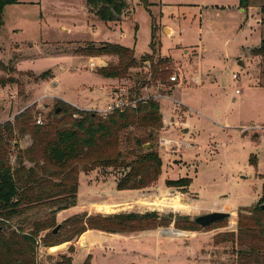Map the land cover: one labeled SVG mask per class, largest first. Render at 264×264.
<instances>
[{
  "label": "rangeland",
  "instance_id": "rangeland-1",
  "mask_svg": "<svg viewBox=\"0 0 264 264\" xmlns=\"http://www.w3.org/2000/svg\"><path fill=\"white\" fill-rule=\"evenodd\" d=\"M127 1L130 4L125 16L109 21L89 10L87 0H21L7 4L5 22L0 27L1 58L16 68L10 74L17 81L5 86L9 90H0V122L12 120L28 106L34 112L35 123L42 117L45 124L50 112L57 114L63 107L73 106L58 97L78 107H94L90 111H95L106 105L105 94L111 87L126 88L135 95L132 88L136 79L159 83L149 91L171 95L158 99L164 114L162 126H129L120 132V148L130 160L132 155L128 153L138 139L148 143L143 145L145 148L152 145L162 158V174L148 187L125 194L128 198H120L118 204H93L91 210L95 214L156 210L160 215L169 213L181 220H193L215 210L229 211L230 217L207 227L179 229L172 221L155 229L175 244L151 264H237L238 246L231 238L238 230L239 212L251 211L264 195V57L251 53L264 38V0H251L248 7L240 6V0ZM154 24L157 56L167 59L162 63L167 72L158 80L151 79L149 64L140 60L143 54L152 52ZM165 27L172 31L167 28V34ZM102 42L132 48L139 66L131 68L129 76L120 78L118 83L101 75V66L118 61L112 54L88 53L89 44L100 46ZM91 58L103 63L95 68L82 66ZM48 69L51 77H38ZM173 74H178L182 83L170 82ZM197 75L201 76L200 81L195 78ZM140 90L147 94L145 89ZM48 94L57 97L44 98ZM189 123L191 130L187 134L182 128ZM151 130L153 137L148 138ZM163 137L186 140L187 145L166 148L161 144ZM15 138L12 143L18 142L23 149L32 142L29 135ZM15 159L13 151L11 161ZM94 171L98 179H117L126 172L121 167H99L89 173ZM184 177L192 178L189 186L166 183ZM105 192L113 198L123 195H115L116 186L112 192ZM83 194L86 198L94 196H89L87 190ZM166 199L184 203L188 208L177 210L149 204ZM49 210L45 204L33 207L21 217L24 228L29 230L34 221L44 220ZM57 222L62 224L58 219ZM166 228L185 233L166 234ZM45 247L39 241L40 264H55L59 253L66 249L62 243L50 248L49 254Z\"/></svg>",
  "mask_w": 264,
  "mask_h": 264
},
{
  "label": "trees",
  "instance_id": "trees-1",
  "mask_svg": "<svg viewBox=\"0 0 264 264\" xmlns=\"http://www.w3.org/2000/svg\"><path fill=\"white\" fill-rule=\"evenodd\" d=\"M250 1L240 0V6L248 7ZM20 2L0 0V27L5 22V6ZM87 4L89 10L106 21L123 18L128 8L127 0H87ZM156 30L154 24L152 52L143 54L140 59L144 63L150 62L151 79L154 80L167 72L162 67L167 59L157 56ZM86 49L94 56L112 54L118 57L116 63L99 68L98 72L105 77L125 78L129 76L131 68L139 66L135 51L124 45L102 42L100 46L89 44ZM251 53L264 57V38L251 49ZM14 71L17 70L12 63L6 64L2 60L0 46V90L17 81L10 74ZM51 76L52 71L48 69L38 77L47 79ZM135 82L132 92L140 94L143 84L149 83V80L136 79ZM33 113L31 107H27L15 114L12 120L0 122V264H40L39 241L46 247H53L72 241L87 229L132 233L168 226L172 221L179 229L200 226L194 219L184 217L181 220L169 213L160 215L156 210L107 215L82 212L64 219L61 228L54 234L53 229L58 224L56 213L77 203L82 171L89 173L99 167L125 169L123 176L116 179L119 190L143 189L159 179L163 161L158 151L152 145L145 148V142L138 139L136 146L128 153L132 155L131 159L126 160L128 157L120 148V132L134 124L153 125L159 129L162 126V113L160 102L154 99L139 102L135 108L125 111L116 110L106 117L96 111L67 106L57 114L50 112L45 124H36ZM17 135H29L31 144L23 149L18 142L12 143ZM152 137L151 130L148 138ZM13 151H16L14 162L11 161ZM191 181V177H184L170 179L166 183L184 187L189 186ZM263 203L264 195L251 211L239 212L238 230L232 233L231 238L238 246L237 264H264ZM39 204L49 206L48 216L44 220L34 221L32 228L26 230L21 217ZM44 231L46 233L40 236ZM55 264H73V257L59 253ZM83 264H91L90 257Z\"/></svg>",
  "mask_w": 264,
  "mask_h": 264
},
{
  "label": "crops",
  "instance_id": "crops-1",
  "mask_svg": "<svg viewBox=\"0 0 264 264\" xmlns=\"http://www.w3.org/2000/svg\"><path fill=\"white\" fill-rule=\"evenodd\" d=\"M127 3L129 6L130 3L128 1ZM242 10L244 11L245 9L242 8ZM127 12H128V8L126 9V12L124 13L123 17ZM167 28L172 31V29L169 27H165V31ZM195 78L198 81L201 80V76L199 75H197ZM112 79L115 80L116 83L119 82L118 78H112ZM49 83L52 85L55 84L54 81H50ZM57 86H58V80H57ZM6 87L1 88V91L9 90L6 89ZM112 90L113 87H111L110 90L105 94L108 97L106 99V103L110 100ZM48 95L50 96L44 95L45 96L44 98L57 97L55 94L52 95L48 94ZM58 98L82 110L94 109V107L92 108L80 107V106L78 107L77 104H75L74 102H71L67 99H63L62 97H58ZM3 99L5 100L7 98L4 97ZM234 100H236V98H234ZM183 106H185V104ZM44 107L46 108L47 104H45ZM160 111L163 114L161 105H160ZM172 120H174V118H172ZM164 122L168 123V120L165 116H164ZM182 130L187 131V134H189L191 130V124L190 123L187 124L182 128ZM96 172L97 171H94L88 174L82 171L80 173L77 203L69 208L59 210L56 213V217L59 221H63L64 219L74 214L82 213V212H88V214H95V212L91 210L93 204L95 205L107 204L114 206L115 204L119 203L118 200H120V198L126 197L125 194H128L131 191L136 192L139 190V189L119 190L117 188V192L115 193V195L117 194L118 195L123 194V195L113 198L111 197V194H106L105 191L110 193V191L112 192V189H114L115 186L117 187L116 179H111V178L106 179L104 177H100L98 179V177H95ZM84 190H87L89 192V196H91L92 194H94V196L88 198L84 197L85 196L83 194ZM102 214L107 215L105 213ZM81 239L83 240L84 243L81 242ZM65 243L66 244L63 243V245H65L66 249L64 250V252H60V253H67L68 255L72 256L73 264H83L88 257H90L91 264H130V263L151 264L152 262L151 260H156V262H158L159 254L169 253L168 251H170L171 246L175 244L170 240L169 236H163L162 234L161 235L157 234L155 229L142 230L132 233H112L99 229H87L85 232H83L80 236L76 237L74 240ZM70 246H72V250H69ZM184 247L185 246H183V248L181 249H184ZM50 248L52 247L46 248L47 253L49 254L51 253Z\"/></svg>",
  "mask_w": 264,
  "mask_h": 264
},
{
  "label": "built area",
  "instance_id": "built-area-1",
  "mask_svg": "<svg viewBox=\"0 0 264 264\" xmlns=\"http://www.w3.org/2000/svg\"><path fill=\"white\" fill-rule=\"evenodd\" d=\"M148 61H146L147 63ZM103 63L102 60H98L97 58L93 59L91 58L87 64H82V66H88L90 68H95L97 66H100ZM149 64V62H148ZM234 78H237V73L233 74ZM170 82L180 84L182 83V80H180L178 74H173L170 76ZM159 83H144L142 86V89H145L147 91V94H136L132 95L129 90L126 88H120L116 87L111 92L110 100L106 103V105L102 109H96L95 111L98 112L102 117H106L112 112L119 110V111H125L126 109L135 108L139 102H145L149 99L158 100L160 97H171L169 94H159V93H152L150 92V88H152L153 85H158ZM239 88H237V92H239ZM37 124H44V120L42 117L37 118ZM161 144L164 145L166 148L171 147L173 145H180L184 146L187 145V141L183 140L181 142H178L172 138L163 137L161 139Z\"/></svg>",
  "mask_w": 264,
  "mask_h": 264
},
{
  "label": "water",
  "instance_id": "water-1",
  "mask_svg": "<svg viewBox=\"0 0 264 264\" xmlns=\"http://www.w3.org/2000/svg\"><path fill=\"white\" fill-rule=\"evenodd\" d=\"M240 64H243L242 61L239 62ZM57 112V111H56ZM147 144H145V146H147ZM261 208L264 209V203L261 204ZM144 213V212H142ZM165 214H168V213H165ZM231 216V212L229 211H224V210H215V211H211V212H208V213H204V214H200V215H197L195 218H194V221L195 223H197L198 225L202 226V227H207V226H210L218 221H222V220H225L227 219L228 217ZM61 223L57 224V226L53 229V233L56 234L60 227H61ZM173 230L175 231H181L179 229H176V228H173ZM166 234H174L172 233V229L171 228H166V231H165Z\"/></svg>",
  "mask_w": 264,
  "mask_h": 264
},
{
  "label": "bare ground",
  "instance_id": "bare-ground-1",
  "mask_svg": "<svg viewBox=\"0 0 264 264\" xmlns=\"http://www.w3.org/2000/svg\"><path fill=\"white\" fill-rule=\"evenodd\" d=\"M149 204L154 205V206H158L159 208H162V207H171V208H174V209H177V210H185V209L188 208L187 205H185L184 203H180V202L176 203L172 199L171 200H167L166 199L164 201L149 202ZM179 232H180V234H184L185 233V232H182V231H174L172 229V233H174V234H177Z\"/></svg>",
  "mask_w": 264,
  "mask_h": 264
}]
</instances>
